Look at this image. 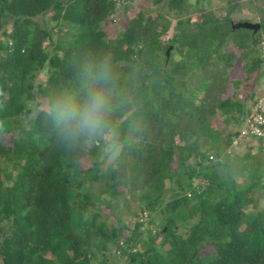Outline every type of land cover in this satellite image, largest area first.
Returning a JSON list of instances; mask_svg holds the SVG:
<instances>
[{"label":"trees","instance_id":"obj_1","mask_svg":"<svg viewBox=\"0 0 264 264\" xmlns=\"http://www.w3.org/2000/svg\"><path fill=\"white\" fill-rule=\"evenodd\" d=\"M123 1L0 0V264H122L113 245L126 264H264V207L251 208L264 196V136L238 155L223 144L241 141L259 94L236 98L239 86L264 79V0H247L257 18L239 15L242 0H144L131 16L126 3L112 35L104 23ZM244 20L261 27L233 30ZM104 53L123 94L110 163L102 147L60 144L29 104ZM126 189L140 204L129 235L97 208Z\"/></svg>","mask_w":264,"mask_h":264},{"label":"clouds","instance_id":"obj_2","mask_svg":"<svg viewBox=\"0 0 264 264\" xmlns=\"http://www.w3.org/2000/svg\"><path fill=\"white\" fill-rule=\"evenodd\" d=\"M118 80L117 64L111 53L87 58L75 81L60 87L51 101H42L34 111L45 113L60 144L69 148L102 147L104 155L114 160L122 151L120 144L112 143L110 135L116 108L123 103ZM101 140L105 141L103 146Z\"/></svg>","mask_w":264,"mask_h":264},{"label":"rangeland","instance_id":"obj_3","mask_svg":"<svg viewBox=\"0 0 264 264\" xmlns=\"http://www.w3.org/2000/svg\"><path fill=\"white\" fill-rule=\"evenodd\" d=\"M129 0H124L123 2L119 3L118 8H117V14H120L118 17H110L106 23H104V25L108 28L109 32H111L112 35H115L117 32L121 31L125 25H126V18L124 16V11H123V7L126 3L130 4V10H129V16L133 15L137 10H139L140 8L143 10H147V8L144 6V0H135L132 1L131 3H129ZM192 3V5H194V0L190 1ZM224 1H219V0H211L206 2L205 4L202 5V7H206V8H218L219 5H221ZM263 5V3H261ZM264 6V5H263ZM193 13V12H192ZM239 15L244 16V17H251L254 16L255 18H257L259 16V14L254 11V7L250 4L247 5V0H242V7L239 9ZM193 16L195 18H199L198 13H193ZM49 50L52 49V47L48 48ZM236 76L238 75V73H240L242 76L244 75L242 70L235 72ZM45 78V73L41 72L39 74V78L38 80L41 81ZM264 79L260 78H255L254 76H250L248 81L243 82L240 86H239V90H238V94H235L236 98H242L243 100H246L247 97L249 96L250 92L252 90H255L257 92H260L262 90L263 84H264ZM262 81V84H260ZM261 85V86H260ZM37 101H40V103L42 101H45V99H38ZM37 101H32L29 102L30 107L32 108L33 112L36 106V102ZM251 102V100H248V103ZM232 130V128L230 127L228 129ZM119 140H125L124 136H121L119 138ZM255 144L259 145V143L254 139L253 140ZM233 143L230 145L227 142H223V144L225 146H227L229 148L230 151H234V155H238V154H243L245 151L248 150V147L251 143L250 139H246V138H241V141L236 142V140L232 141ZM114 144H116V142H112ZM118 143V142H117ZM120 144V143H118ZM121 145V144H120ZM256 145V146H257ZM122 147V145H121ZM104 159L106 161V163H110L113 161V159H110L108 156L104 155ZM90 164L89 161L85 162L84 165L88 166ZM167 186H171L173 189L176 188L175 185L170 184L169 182H167ZM171 189V188H170ZM164 193V200H168L170 198V190L169 188H166L163 190ZM194 198V196H192ZM264 207V196L261 198L260 202L253 205L251 208L253 209V211L258 210L260 208ZM98 210H100L102 212V214L105 216V218H108L109 224L111 223H116L117 225L119 224L117 222V216L119 215L123 218V224H126L128 226L127 230H125L123 232V235H129L131 233L132 230H134V226L136 223V219L135 217L130 214L131 212H135V211H139L140 210V204H139V200L137 199V194L134 193L133 190L131 189H126L125 193L121 196L118 197V199H116L111 207L107 206L106 204H102L100 206L97 207ZM251 210V209H250ZM152 230L155 234L158 235L159 233V223H155L152 226ZM144 227H142L143 229ZM123 237V236H122ZM123 246H125V243L123 244ZM168 246H166L165 248H167ZM113 251H112V258L117 260L118 262L122 263V264H126L127 260L121 258L115 250V246H111L110 247Z\"/></svg>","mask_w":264,"mask_h":264},{"label":"built area","instance_id":"obj_4","mask_svg":"<svg viewBox=\"0 0 264 264\" xmlns=\"http://www.w3.org/2000/svg\"><path fill=\"white\" fill-rule=\"evenodd\" d=\"M264 136V89L251 104L248 115L239 128L240 138H261ZM212 157V156H211Z\"/></svg>","mask_w":264,"mask_h":264},{"label":"water","instance_id":"obj_5","mask_svg":"<svg viewBox=\"0 0 264 264\" xmlns=\"http://www.w3.org/2000/svg\"><path fill=\"white\" fill-rule=\"evenodd\" d=\"M261 27V24L259 22H252L249 20H244V21H237L233 23V30L237 29V28H248V29H252L255 32H257ZM172 46H170V48L167 50V55H169L170 50H171Z\"/></svg>","mask_w":264,"mask_h":264}]
</instances>
